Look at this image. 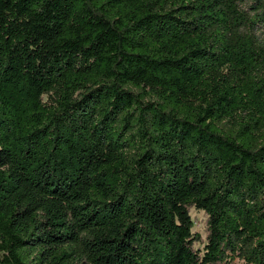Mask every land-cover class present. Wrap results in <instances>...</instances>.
I'll return each mask as SVG.
<instances>
[{
    "label": "trees",
    "instance_id": "1",
    "mask_svg": "<svg viewBox=\"0 0 264 264\" xmlns=\"http://www.w3.org/2000/svg\"><path fill=\"white\" fill-rule=\"evenodd\" d=\"M261 29L264 0H0V264H264Z\"/></svg>",
    "mask_w": 264,
    "mask_h": 264
},
{
    "label": "rangeland",
    "instance_id": "2",
    "mask_svg": "<svg viewBox=\"0 0 264 264\" xmlns=\"http://www.w3.org/2000/svg\"><path fill=\"white\" fill-rule=\"evenodd\" d=\"M261 37L264 38V29H261ZM191 216L194 220L193 230L199 231L201 234H203L204 215H203L202 211L192 210ZM238 264H240V263H238Z\"/></svg>",
    "mask_w": 264,
    "mask_h": 264
}]
</instances>
